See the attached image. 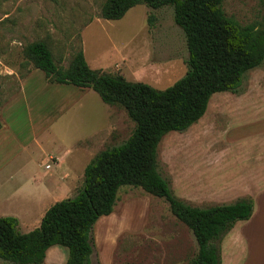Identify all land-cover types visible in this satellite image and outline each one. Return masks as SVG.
Here are the masks:
<instances>
[{"label": "rangeland", "instance_id": "1", "mask_svg": "<svg viewBox=\"0 0 264 264\" xmlns=\"http://www.w3.org/2000/svg\"><path fill=\"white\" fill-rule=\"evenodd\" d=\"M105 1L0 0V112L20 92V79L33 72L20 97L2 114L9 128L2 131L8 136L6 145L0 144V217L17 218L22 233L33 231L36 215L42 213L41 221L54 201L73 198L83 188L84 175L75 183V194L61 198L72 184L69 178L64 184L62 178L78 155L75 146L80 140L90 138L86 143L100 152L121 145L135 128L123 109L105 104L93 89L49 84L44 72L36 71L24 56L29 44L45 41L65 68L82 48L90 68L159 90L187 73L186 37L175 23L172 7L152 10L138 5L123 19L109 21L99 18ZM223 9L242 25L264 26V0H225ZM151 14L153 28L148 24ZM260 95H264V63L245 75L239 98L232 93L214 95L197 124L163 139L159 172L177 197L206 208L243 198L245 192L236 183L243 172L251 186L264 184L260 116L254 111L248 114L249 104L255 110ZM52 158L66 163L56 166ZM94 158L75 164H89ZM4 161L11 163L5 167ZM51 179L60 187L54 188ZM118 196L114 213L94 227L92 264L106 259L113 264H188L197 254L193 233L164 199L132 186L122 187ZM254 205L252 222L264 224L263 201L255 200ZM226 236L221 243L222 264H229ZM258 239L264 241L263 232ZM54 249L66 262L67 249L55 246L48 251L49 263L58 256ZM254 251L260 253V243Z\"/></svg>", "mask_w": 264, "mask_h": 264}, {"label": "trees", "instance_id": "2", "mask_svg": "<svg viewBox=\"0 0 264 264\" xmlns=\"http://www.w3.org/2000/svg\"><path fill=\"white\" fill-rule=\"evenodd\" d=\"M225 0H106L99 18L118 21L132 8L146 5L174 9L175 23L183 30L189 58L183 78L165 90L122 75L92 69L82 48L67 68L57 63L45 41L24 51L26 60L44 72L51 84L93 89L102 101L123 109L135 128L121 145L100 151L88 164L83 188L73 198L52 205L40 226L19 230L15 217H0V261L6 264H45L48 251L60 246L68 251L66 264H92L93 231L102 217L110 216L122 187L141 188L164 199L171 213L193 233L197 254L188 264H222L221 243L237 222L254 213L252 199L206 208L177 197L159 172V146L172 132L183 133L206 114L219 93L240 95L245 75L264 63V26L242 25L228 17ZM155 16L149 15L153 28ZM2 125L0 123V130Z\"/></svg>", "mask_w": 264, "mask_h": 264}, {"label": "crops", "instance_id": "3", "mask_svg": "<svg viewBox=\"0 0 264 264\" xmlns=\"http://www.w3.org/2000/svg\"><path fill=\"white\" fill-rule=\"evenodd\" d=\"M36 71H38V69H36ZM32 75H33V72L28 74L25 78L20 79V86H21L20 92L18 93V95L14 97L13 100H11L9 104H7L5 108H3L2 112H0V123L2 125V128L0 130V144L4 142L3 147L6 145V141H8V136L7 134L3 136L2 131L4 128L5 129L9 128V126L3 123L4 120H3L2 114L5 112L6 108H10L14 105L15 103L14 101L17 99V96L20 97L21 93L23 92L24 86L29 81ZM46 81L48 82L47 78H46ZM48 83L51 84L50 82ZM53 85H58L59 87H62V86L68 87V85H62V84H53ZM239 97L240 96L238 95V98ZM250 102L251 101H249V103ZM256 102H257V108H255V110L253 109V106L249 104L248 109H250V112H248V114L254 111V115L260 116L258 119L259 134H260L259 136H260V139L264 142V105H261V104H264V95H260ZM245 113L247 112H244V115ZM95 136H97V133L94 135V137ZM89 139L90 138L80 140L79 143H77L75 146L78 155L74 156L72 160L69 162L70 169L68 170V173L64 175V178H62V182L64 184H67L66 182H68L67 180L68 178L71 179L72 184L69 186H66L67 189L65 187L66 194H65V197H61L62 199L68 198L70 195L75 194L74 193L75 183L82 179L81 177L82 175H84L85 169L88 166V163L86 162L82 163L80 166L75 164V162L79 160V164H80L81 162L80 159L91 158V156L94 157L99 153V151H95L94 145L92 146L90 143H86V141ZM234 141L236 143L237 140H234ZM52 159L54 160L55 164H57L56 166L62 167L66 163V161L64 160L60 161L58 158H52ZM10 163H11L10 161H4L2 162V165H5V167H7L8 165H10ZM51 168L52 167L50 165L46 166L47 170H51ZM12 177H15V176H12ZM245 177L246 176L244 175V172H243L241 175V180L238 178L239 181H236L237 184H240L237 187L241 188L245 192L244 196L242 197L244 199L248 198L254 201L258 200L260 203H262L263 201V205H262V209H263L264 208V184H257L255 185V187H253V185L251 186V184L248 183L250 181V178L245 179ZM52 180L53 179L49 180L51 181L49 183H51V185L54 186V188H59L60 187L59 183H56L55 185V182H52ZM254 188L256 190L252 191ZM118 200H119V196H118ZM56 202L57 201H54L53 205ZM49 206L51 207L52 205H49ZM36 216H38V221L35 225V228H33L32 230L38 228V226H40L41 221H42V220L40 221V219L42 218V213ZM254 218H255V215H253V217H251V219H249L248 221H241V222H247V223L235 224L234 228L227 234L226 241H227V246L229 248V252H228L229 264H242V260H243L242 256L245 258V261L243 264H264V241H262L261 239H258V236L261 235L262 232L264 234V224H257L255 222H252L254 221ZM259 243H260V253L257 255L254 251V246ZM244 248H245V251H244ZM55 250L56 249H54V251ZM56 253L58 254V256H56L55 261L51 263H49L50 257L48 256L50 255V252L47 253L45 264H48V263L49 264H66V262L61 261L62 252L60 250H56ZM101 264H113V260L112 261H110L109 259L102 260Z\"/></svg>", "mask_w": 264, "mask_h": 264}]
</instances>
